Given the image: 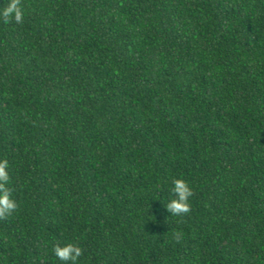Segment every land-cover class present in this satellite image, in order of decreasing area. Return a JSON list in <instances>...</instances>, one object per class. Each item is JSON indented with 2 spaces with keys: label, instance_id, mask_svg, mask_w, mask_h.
Returning <instances> with one entry per match:
<instances>
[{
  "label": "trees",
  "instance_id": "obj_1",
  "mask_svg": "<svg viewBox=\"0 0 264 264\" xmlns=\"http://www.w3.org/2000/svg\"><path fill=\"white\" fill-rule=\"evenodd\" d=\"M21 3L0 19V264L69 242L80 264H264V0Z\"/></svg>",
  "mask_w": 264,
  "mask_h": 264
},
{
  "label": "clouds",
  "instance_id": "obj_2",
  "mask_svg": "<svg viewBox=\"0 0 264 264\" xmlns=\"http://www.w3.org/2000/svg\"><path fill=\"white\" fill-rule=\"evenodd\" d=\"M25 10L21 0H7L0 7V19L5 24L22 23ZM10 165L6 158H0V219L11 216L18 209L10 183ZM172 197L167 201L166 208L173 217H180L190 212L193 188L184 178H174L172 181ZM55 257L63 264H80L84 249L76 243L56 244L53 248Z\"/></svg>",
  "mask_w": 264,
  "mask_h": 264
}]
</instances>
